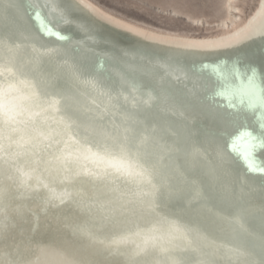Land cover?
<instances>
[{
	"label": "water",
	"instance_id": "1",
	"mask_svg": "<svg viewBox=\"0 0 264 264\" xmlns=\"http://www.w3.org/2000/svg\"><path fill=\"white\" fill-rule=\"evenodd\" d=\"M26 2L36 5L30 11L37 12L47 34L76 44L75 50L57 46L48 52L43 36L21 37L25 46L39 48L27 54L0 37V202L8 206L14 195L26 209L25 234L40 246L43 261L49 263L57 243L37 235L34 222L56 237L67 232L74 249L104 251L106 233L113 229L139 249L184 256V263L195 260L199 244L215 264L223 258L245 264L252 248L244 242V227L264 249V198L256 193H264V147L259 146L264 109L222 97L225 81L213 71L222 69L231 84L237 83L234 69L245 81L255 71L264 88V76L258 74L264 66V9L236 39L194 44L120 35L93 19L88 22L93 28L81 27L79 14L88 9L82 0ZM2 14L13 21L3 8ZM89 105L96 110L87 111ZM234 107L242 111L235 113ZM244 113L257 138L253 152L238 139L234 122ZM127 117L131 125L115 134L130 144L127 162L113 165L96 144L108 138L109 122ZM140 143L147 146L144 165L136 160ZM188 166L206 182L203 189L188 183ZM74 180L83 186L80 202L70 186ZM108 202L123 211L114 223L106 219L111 218ZM83 216L91 223H83ZM255 257L264 264V254Z\"/></svg>",
	"mask_w": 264,
	"mask_h": 264
},
{
	"label": "bare ground",
	"instance_id": "2",
	"mask_svg": "<svg viewBox=\"0 0 264 264\" xmlns=\"http://www.w3.org/2000/svg\"><path fill=\"white\" fill-rule=\"evenodd\" d=\"M82 1L88 6V9L87 11H85L86 14H79V17L81 18V24H78L81 27L89 26L88 22L92 25L94 20L95 22L106 26L109 30L114 31V33H118L120 35H129L132 37L136 36L142 38H156L158 40H164L165 42L181 41L194 44L217 43L224 42L229 39H236L237 37L241 36L244 31L248 30V27H250L251 24H254L258 19H260L262 13L261 11L264 9V0H257L255 6L252 8V11L243 19L241 23L236 26H233L232 29L230 28V30L213 35L193 36L171 32H163L154 28L146 27L103 8L93 0ZM27 3L28 2H26V0H0V9L3 8L7 10L8 16L13 19L12 22H9L3 14L0 15V37L10 39V42L16 48L20 49L21 52L27 54H29V52L37 51L39 50V48L33 43L28 46H25L20 41L21 37L35 38L37 36H43L47 41L45 49L48 50V52H53L55 47L57 46L70 50L76 49V44L66 42L65 40L55 38L56 36L52 37L50 34H47L45 29L47 27L42 28L40 26L41 23L39 17L37 16V12L33 13V11H30L31 6L35 8L36 5ZM45 13L50 19L52 18V10L50 8L45 9ZM70 13H72V11L68 12V14ZM25 16H29L30 21L25 20ZM53 23L56 28L60 29L61 24H58L56 22ZM66 29L67 28H65V30ZM67 32L71 33L70 31ZM91 33L93 36L96 35L94 30H91ZM98 37L105 38V36L103 35H99ZM105 40H109V43L115 44L113 42V39L111 40L106 37ZM3 44L4 40H0V45L2 46ZM27 59L28 58H25L26 61ZM262 67L263 68L260 69L258 74H262V76H264V66ZM121 93H123L122 90ZM105 97L109 101H112V94L107 93L105 94ZM86 108V110L90 112L96 110L95 107L90 105L86 106ZM239 109L240 113L242 111L241 108H233L235 113ZM263 112L264 111H262L261 114ZM247 115L248 113H244L241 116L237 117V119H235L234 121L239 127V130H237L238 135L242 131H248L252 133L250 129H252L253 125L247 124L249 121ZM130 125L131 121L128 119V117L121 118L118 120L115 119L109 122L107 126L108 129H106L109 130L108 138L105 141H99L96 144L98 150H101V153L111 156L110 158L113 165L121 164L120 166H122L127 162V159L125 157V150L127 145L130 144L127 141L124 142L122 140H119L118 136H115V134L116 131H123V127H127ZM260 129L261 131L264 130L261 127ZM254 137L256 136L254 135ZM65 143L70 145L71 141L65 140ZM136 150H138L136 160H138L140 165H144L146 161L145 152H147V146L144 143L137 144ZM67 156H65L66 159ZM76 169L78 170H75V172L79 173L81 177L86 176V171L83 167L81 169L80 167H76ZM252 169L254 170L255 167L253 166ZM92 172L96 174L95 172L97 171L93 170ZM103 175L107 182L110 181L111 174L107 173V170L104 171ZM185 176L186 179H188V183L193 187L201 189L202 187L204 188V186L206 185L204 179L201 178L198 172L191 166H188L186 168ZM130 179L127 180L130 182L134 181V179ZM70 181L72 180H69L68 182ZM70 186L76 191H74L76 201L80 202V199H83V196L81 194L79 196V193L83 187L82 184L74 180L72 183H70ZM256 193L261 196V199L264 198V193H262L261 190H257ZM234 195L237 199L241 197L240 194L236 191ZM60 199L61 198H57L58 201L55 200V202H61ZM10 201L11 203L8 204V206L3 205L0 202V264H124V262H126L127 264H144L141 262V258H143L147 262V264H167L169 261H172L175 264L176 262L178 264H215L211 253L204 245L198 244L194 246L196 254L195 260L191 262L186 261L184 263V261L186 260V257L184 256L169 258L166 253L164 254V252L158 251L154 252V250H152L150 247L139 249V247L136 245V243H134V241H126L122 239L120 234L113 229H110L106 233L108 247L104 251L97 248V246H89L86 248L82 247V249H74L70 246L71 243L69 242V240L72 239L67 234V232H62L61 236L58 235L59 237H56V234L48 231L46 225L38 226V224L34 222L33 226H37V235H43L45 236L44 239L46 241H49L47 239L49 238L55 240L51 242L57 243V246L51 252V257L48 263L47 261H43V259L45 258L42 255L40 246H34L33 244L29 243V236L25 234V225L28 221V214L26 209L19 205L16 196H11ZM105 209L108 212L107 215H111V218L108 216L109 218L106 219L111 221L112 223H114L115 220H118L120 215L123 216V211L119 208H116L114 205H112V203L108 202ZM136 219L138 220L139 218ZM82 222L87 224L91 223L90 220H88L85 216H83ZM145 229L150 231L149 227H145ZM243 230L245 232L244 242L252 248L250 250L251 253L247 257H245V264H261L258 258L255 257V255L264 254V249L261 248L260 244H258V242L250 235L249 231L245 227L243 228ZM140 231L142 232V236H144L145 233L143 228H141ZM73 237L76 238L74 235ZM159 241H161V243H164V246L167 245V243L163 239ZM181 243L184 246V243ZM182 249H184V247ZM125 252L127 254H125ZM222 264L241 263H238L237 261L231 258H223Z\"/></svg>",
	"mask_w": 264,
	"mask_h": 264
},
{
	"label": "rangeland",
	"instance_id": "3",
	"mask_svg": "<svg viewBox=\"0 0 264 264\" xmlns=\"http://www.w3.org/2000/svg\"><path fill=\"white\" fill-rule=\"evenodd\" d=\"M140 25L182 35H213L232 29L257 0H93Z\"/></svg>",
	"mask_w": 264,
	"mask_h": 264
},
{
	"label": "snow or ice",
	"instance_id": "4",
	"mask_svg": "<svg viewBox=\"0 0 264 264\" xmlns=\"http://www.w3.org/2000/svg\"><path fill=\"white\" fill-rule=\"evenodd\" d=\"M213 71L225 81L224 88L220 91L222 97L231 100L237 99L241 102L246 101L249 108L259 106L261 109H264V88H261L257 84L255 71H253V73L249 75L245 81L242 79V74L239 70L234 69L233 75L236 77V84L228 82V75L222 69L214 67ZM260 120V127L264 129V113L261 114ZM238 139L241 143L247 142L251 146L252 152L258 146L255 143L257 138L252 136L251 132L242 131L239 134ZM259 146L264 147V140L260 142Z\"/></svg>",
	"mask_w": 264,
	"mask_h": 264
}]
</instances>
